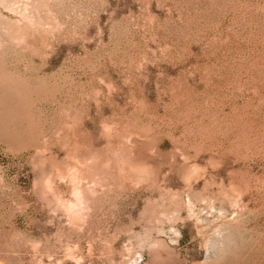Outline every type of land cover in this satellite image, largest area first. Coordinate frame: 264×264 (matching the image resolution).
<instances>
[{"label":"rangeland","instance_id":"1","mask_svg":"<svg viewBox=\"0 0 264 264\" xmlns=\"http://www.w3.org/2000/svg\"><path fill=\"white\" fill-rule=\"evenodd\" d=\"M0 264H264V0H0Z\"/></svg>","mask_w":264,"mask_h":264},{"label":"bare ground","instance_id":"2","mask_svg":"<svg viewBox=\"0 0 264 264\" xmlns=\"http://www.w3.org/2000/svg\"><path fill=\"white\" fill-rule=\"evenodd\" d=\"M75 193H76V192H75ZM77 193H78V191H77ZM76 199L78 200V198H76ZM80 199H81V198H80ZM74 201H75V200H74ZM70 206H71V205H70ZM70 206H69V207H70ZM72 206H74V205H72ZM69 207H68V208H69ZM76 209H77V208H76Z\"/></svg>","mask_w":264,"mask_h":264}]
</instances>
